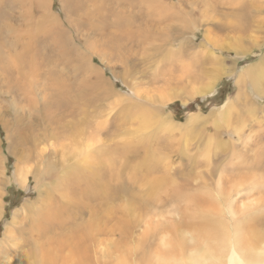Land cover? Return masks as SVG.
<instances>
[{"label":"rangeland","instance_id":"1","mask_svg":"<svg viewBox=\"0 0 264 264\" xmlns=\"http://www.w3.org/2000/svg\"><path fill=\"white\" fill-rule=\"evenodd\" d=\"M127 1L133 0H0V57L26 46L36 62L28 75L31 91L20 92L0 70V264L17 261L16 252L2 253L9 246L4 233L9 225L24 230L18 211L41 193L53 210H70L54 225H65L68 234L93 229L95 264L136 263L145 249L156 255L172 241L186 243L191 255L196 230L174 227L190 219L199 224L202 215L226 226L243 224L244 232L263 229L264 78L258 90L253 73H243L264 65V0H152L138 8ZM79 4L100 9L97 19L109 17V30L92 34L79 25ZM117 16L120 31L112 28ZM111 32L137 40L123 34L112 54L105 37ZM210 54L217 65L206 62ZM91 68L103 75L101 92L87 82L77 85ZM54 73L87 106L64 116L55 108L43 111L41 131L32 117L49 99ZM239 74L246 83H238ZM87 77L98 81L93 73ZM228 104L230 116H209ZM80 122L81 138L74 133ZM127 143L130 151H122ZM161 176L168 177L159 191ZM22 234L20 242L27 239Z\"/></svg>","mask_w":264,"mask_h":264},{"label":"bare ground","instance_id":"2","mask_svg":"<svg viewBox=\"0 0 264 264\" xmlns=\"http://www.w3.org/2000/svg\"><path fill=\"white\" fill-rule=\"evenodd\" d=\"M149 2H152V0L127 1L129 7L134 5V7L132 6L133 8H135V6H136V8H138L139 6H142V4L145 5L146 3H149ZM145 6H147V5H145ZM87 8H89V7H87ZM146 8H148V7H146ZM98 10L101 11L100 9H98ZM98 10L87 11V9L85 8V6L83 4H79V7H78V11H79L78 13L79 14L82 13V16L80 17L79 22L78 21L77 22L82 27L86 26V28H88L89 30H91L93 32L92 34L98 33L99 31H101L100 29H103V28H107L109 30V21H108L109 17L104 16L103 20H101L102 22H99V19H97V16L99 15ZM103 10H104V8H103ZM128 23L130 24L131 21H128ZM245 23H247V22H245ZM121 24H122L121 17L117 16L116 21H115V25L112 28H115L116 30H119V31L123 30L120 27ZM127 24H126V26H127ZM126 29L130 30L128 28H126ZM102 31L104 32L105 30H102ZM133 33H135V32H133ZM123 34H127L128 41H131L133 39L137 40L133 35L126 33V32L120 33L119 36H117L116 34H114L112 32L108 33L105 36L106 38H108L107 39L108 41L107 42L105 41V42L110 47L109 50L112 51V54H113L114 50L117 48L115 46L116 48L113 49L112 46L117 44L118 39L121 40V38L123 37ZM32 37H34V36H32ZM86 42L89 43V40H86ZM57 44H59V43H57ZM93 44H94V42H93ZM9 45H10V43L8 42L7 46H9ZM17 46H18L17 42L10 45V47H17ZM25 49H26V46L24 47L23 51H21V52L14 51L15 54L13 56H11L10 58H6L5 56L0 57V70H1V72L7 73L8 75L9 74L11 75L12 80H14L16 89H18L20 92H25L26 90L27 91L32 90L31 86L27 87V85H29V83H30L28 75L30 74V76H31L32 72L34 71L32 64L36 63L35 62V56L31 55L34 52L32 51L30 54L29 51L28 50L25 51ZM74 51H76V50H74ZM237 54L241 55V53H237ZM54 55H56V54H54ZM180 55H179V57H180ZM210 55H212V58L210 56H207L206 62L208 64H216L217 63V61L215 60L216 58L214 59L215 55L214 56H213V54H210ZM175 57H177V55ZM78 58H80V57H78ZM177 58H175V59H177ZM9 59H12L11 61L15 64V66H11L10 63L7 62V60H9ZM33 59H34V61L32 62L31 60H33ZM80 59H82V58H80ZM169 59H170V57H169ZM219 60H221V59H219ZM260 60H262V59H260ZM44 62L45 61L43 60L42 64ZM257 66L258 65L250 66V68L248 70H246L245 72L243 71L244 72L243 74L253 73V76H251V77H252V79L254 78V80H255L254 84L256 85V88L259 90V88H261L259 85V81H260V84H262V82H263L262 79L264 78V65H261L259 67H257ZM24 69H26L27 71L24 72ZM75 71H77L79 73V70L77 68H75ZM90 73H93L95 75V77L98 79V81L95 82V84H92L87 77V75ZM218 73H219V71H218ZM83 74H85V72ZM53 75H54L55 81H54L53 85L48 90L49 99L45 100L42 103V106L40 104V107L38 108V114L37 115L34 114L32 117L33 123L38 124V126H40L41 131H43V121H44V112L43 111H49L50 109L55 108L60 115L64 116L66 114L72 113L73 107L85 108L87 106V103L86 102L82 103L83 100L80 99L79 97H77L76 95H74L73 94L74 92L71 89L66 88L67 84L60 78L58 73H54ZM102 76L103 75L100 76L99 72L96 71L94 68H91L87 72L86 76H82V79L84 82L81 84H77V85H83V88H84L85 82H87L91 86L92 89H94L95 91L97 89L101 92V90H103V87L101 84L103 82ZM220 76L221 75H218V77H220ZM245 78L246 77H244V75L242 76L241 74H239L238 75V83H242V82L244 83L246 80ZM252 79H251V81H252ZM2 80H3V78H2ZM248 80H249V78H248ZM213 84L214 83H212V85ZM104 86H106L105 89L107 90V89H109L110 85H109V83H107V84H104ZM258 92H261V90ZM26 96L29 97L28 94H26ZM228 108H229V104L227 105V107H222L221 109H219L218 112L213 111V113L209 114V116L213 115L214 113L215 114L218 113L219 117H224V116L226 117L227 115L230 116L231 110L229 108V110H230L229 111ZM232 108H233V106H232ZM137 112H138V109H137ZM142 112H144V111H142ZM140 113H141V110H140ZM137 114H139V113H137ZM148 114H149V112H148ZM146 116H148V115L144 114V116H143L144 122H147ZM215 116H213V117H215ZM126 118H128V117H126ZM150 118L152 119V117H150ZM227 118H229V117H227ZM194 119H196V118L189 119L190 120L189 122H192V120H194ZM215 119L218 120V117ZM32 121H31L30 126L32 125ZM82 122H80L78 124V126L74 129V133H76L80 138L84 136V128H85L83 126L85 124ZM165 123H167V122L165 121ZM216 123H220V122L217 121ZM148 125H146V126H148ZM148 137H149V135H148ZM34 138H36V137H34ZM145 142L146 141H144V143ZM128 143L124 145L122 151H130L129 146H128L130 144H128ZM213 144H215V143H213ZM143 148L146 149V147H144V146H143ZM106 151L109 152L108 150H106ZM119 152H121V151H119ZM209 153L210 152H208V154ZM150 155H148V157ZM166 156L168 157V155H165V157ZM205 156H207V155H205ZM210 156L209 157L207 156L206 158L209 160V158H211ZM163 160H166V159H163ZM139 162H140V160H139ZM162 165H163V163H162ZM135 167H136V165H135ZM255 170H257V168H255ZM263 174H264V170H263ZM142 176H143V174H142ZM168 176H170V175H168ZM168 176H166V177H168ZM166 177L165 178H163L162 176L160 177L159 191L161 190V188L163 189L165 187V185H166L165 181L167 179ZM263 180H264V178H263ZM82 181H84V180H82ZM168 181H170V179ZM173 181H175V179ZM185 181H187V180H185ZM87 183L88 182H85V184H87ZM260 184L262 185V181L260 182ZM0 185H1V183H0ZM171 185H169V186H171ZM186 185H188V184H186ZM84 187H85V185H84ZM179 188L181 189V187H179ZM177 191H176V193H177ZM186 191H187V189H186ZM150 192L151 193L153 192V194L157 193L154 188L150 189ZM177 198H181V199L187 198L188 199L189 197H186V196L182 197V195L179 194V195H177ZM190 198H192V196H190ZM206 200H204V201H206ZM49 201H50V197L44 196L41 193L40 196L37 198V200L34 203H31L30 205L25 204L24 207H22V209H20L21 211L20 212L18 211L19 218L21 215H23L22 220H24V221H22V222H23V226H25L24 228H22V229H24L23 231L19 228H16L15 231H11V229H9L10 225L7 227V229L4 233V236H3L4 238L2 241H8L9 246L6 249L4 248L2 253L5 256H10L15 252L17 253V261L11 259L7 264H95L94 259H95V254H96V242L94 241L95 236L93 233V229L91 227L90 228L78 227V228L72 230L71 234H68L69 230L66 228L65 225H54L52 221L56 217H58L60 214H68L70 212V210H65V207L63 205H59L60 208H57L58 207V205H57V207H56L57 209L53 210L52 209L53 204H48ZM200 201L203 202L201 199H198V203L200 205H203ZM44 208H46V209H44ZM221 212H224V211H221ZM18 213L15 214V217H17ZM4 214H5V210H4V207H2V202H0V218H3ZM227 215H228V213H227ZM232 215L235 216L234 214H232ZM202 216H201V221L199 222V224L196 223L194 221L195 219L193 218L194 220L190 219L185 224L183 223L179 226L177 225L174 227L175 230H179V228L182 226H184L188 230L189 229L190 230H196V239L195 240L196 241L198 240V242H197V245L194 246V248L192 249L194 252L193 254L188 255L187 254L188 252L186 253V250H185L186 243H184L182 241H181L182 243H173V241H172V243L170 242L171 244H170V246H169L170 248L168 250H162L161 249L159 251V253L154 255L153 252L147 248L143 251V253H142L143 255L138 257L136 263L133 262V260H132L133 258L132 259L125 258V259L120 260L119 264H264V258H262L260 256V250H261L262 244L264 243V225H262L263 229L261 231L258 230L259 228L257 229V228L253 227V229H250V228L246 227V232H244V230H243L244 225L243 224H238V226H235V227L230 226V225L226 226L225 223H222V222L216 223V222L209 221L208 219H207V221H204V220H202ZM15 222H17V220H15ZM14 223L11 225H14ZM161 229H163V228H161ZM174 229H172V231ZM172 231L170 233V236H171V234H173ZM262 231H263V233H262ZM21 232L23 233L22 236H27V239H25L23 242H20V240L17 238V234L21 233ZM57 232H59V233H57ZM178 232H180V231H178ZM167 234L162 235V236H166ZM191 234H192V232H191ZM191 234H190V236H191ZM168 235H167V238H168ZM177 235H178V233H177ZM182 235L184 237L183 232H182ZM163 239H162V241H163ZM178 239H180V238H178ZM182 240H183V238H182ZM204 241H205V243H202ZM168 242H169V240H168ZM185 242H186V240H185ZM1 243H3V242H1ZM1 243H0V246H1ZM166 246H167V244H166ZM188 246H190V245H188ZM165 249H166V247H165ZM129 252H131V249L128 250V254H129ZM23 256H24V260L21 261Z\"/></svg>","mask_w":264,"mask_h":264}]
</instances>
